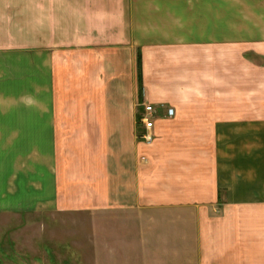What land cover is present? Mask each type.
<instances>
[{
	"label": "crops",
	"instance_id": "obj_1",
	"mask_svg": "<svg viewBox=\"0 0 264 264\" xmlns=\"http://www.w3.org/2000/svg\"><path fill=\"white\" fill-rule=\"evenodd\" d=\"M143 2L0 0V48L26 49L24 115L0 100V139L45 141L42 204L102 210L106 264H264V0ZM194 147L212 163L176 159Z\"/></svg>",
	"mask_w": 264,
	"mask_h": 264
},
{
	"label": "rangeland",
	"instance_id": "obj_2",
	"mask_svg": "<svg viewBox=\"0 0 264 264\" xmlns=\"http://www.w3.org/2000/svg\"><path fill=\"white\" fill-rule=\"evenodd\" d=\"M19 1L15 0L16 3ZM141 1L131 0L133 4H140ZM143 3L151 5L152 0H144ZM24 31L22 28H16V39L22 40ZM3 50L5 49L0 48V100L7 98L9 102L7 115L21 117L24 115L22 107L24 94L21 91L26 86L23 80L25 61L23 53L26 49L18 45L14 50L11 48L5 52ZM30 51L38 52V49ZM32 55L33 68H36L39 63L38 53ZM138 55H141L139 49H137ZM255 60L257 64H264L258 58ZM37 76L38 71L33 69L30 84L34 89L31 108L33 116L39 113L40 84ZM262 95L264 94L259 92L257 100ZM168 109L173 110V108ZM2 113L3 109L0 110V115ZM137 127H140L139 120ZM191 127L198 128V126ZM139 134L140 131L137 139L142 141ZM13 137L0 139V264L110 263L116 254L106 251L103 211L87 208L48 210L41 200L52 196L49 185L54 179L52 173H48L49 157L41 156L45 151L42 147L45 141H40L38 136H35L37 139H30L28 135ZM186 137L191 142L193 140L198 142L199 139L195 134ZM193 149L195 150L191 151L192 154L198 153V147ZM176 159L184 164L212 163L211 156H198V154Z\"/></svg>",
	"mask_w": 264,
	"mask_h": 264
},
{
	"label": "built area",
	"instance_id": "obj_3",
	"mask_svg": "<svg viewBox=\"0 0 264 264\" xmlns=\"http://www.w3.org/2000/svg\"><path fill=\"white\" fill-rule=\"evenodd\" d=\"M155 113V108L151 104H143V113L139 118V122L143 126V132L140 135V138L143 142L150 144L154 139L153 130V115ZM167 113L171 115L173 113L172 109H168Z\"/></svg>",
	"mask_w": 264,
	"mask_h": 264
},
{
	"label": "trees",
	"instance_id": "obj_4",
	"mask_svg": "<svg viewBox=\"0 0 264 264\" xmlns=\"http://www.w3.org/2000/svg\"><path fill=\"white\" fill-rule=\"evenodd\" d=\"M137 79H138V87H139V93L142 89V76H141V59L140 55L137 56Z\"/></svg>",
	"mask_w": 264,
	"mask_h": 264
}]
</instances>
